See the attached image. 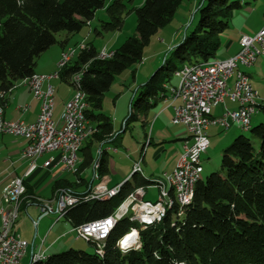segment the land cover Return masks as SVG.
Returning a JSON list of instances; mask_svg holds the SVG:
<instances>
[{
    "label": "trees",
    "instance_id": "trees-1",
    "mask_svg": "<svg viewBox=\"0 0 264 264\" xmlns=\"http://www.w3.org/2000/svg\"><path fill=\"white\" fill-rule=\"evenodd\" d=\"M182 1L144 0L135 10L136 36L126 38L110 59L100 60L96 48L89 44L59 72L64 82L80 74L79 89L85 93L88 103L85 114L95 129L91 140L104 143L113 136L110 119L94 111L101 110L102 98L115 76L142 61L144 48L169 22ZM105 2L0 0V107L3 108L5 95L17 82L34 76L37 59L57 43V34L80 32L96 12L104 8ZM239 8L240 0H204L199 8L198 25L175 47V59L164 61L140 89V98L134 106L144 117L143 125L147 123L150 109L163 100L162 95L169 87H175L170 82L176 71L185 65L216 58L220 35L228 29L231 13ZM123 9L124 6L117 2L108 6L112 22L102 26L104 30L121 27ZM258 109V115H264V99ZM134 119L131 110L125 124ZM243 130L247 131H242L224 149L220 172L201 177L191 201L183 208L175 204L170 206L159 224L142 229L124 217L116 222L102 245L87 239L96 249L94 254L69 249L34 264H264V122L251 124ZM246 132L251 134L249 138ZM104 155L105 152L98 170L100 181L108 175ZM154 183L135 172L108 200L85 201L86 193H79L65 219L77 227L105 218L135 189ZM133 232L140 247L122 252V240Z\"/></svg>",
    "mask_w": 264,
    "mask_h": 264
},
{
    "label": "rangeland",
    "instance_id": "rangeland-1",
    "mask_svg": "<svg viewBox=\"0 0 264 264\" xmlns=\"http://www.w3.org/2000/svg\"><path fill=\"white\" fill-rule=\"evenodd\" d=\"M240 1L241 8L231 13L228 29L220 35V47L216 52L217 59L227 53L228 50L225 47L226 41L239 43L242 35L253 37L257 31L264 26V0ZM106 2L107 4L104 10L97 11L95 17L87 23V27L83 29L84 32L89 28H91L92 31H89L91 32L90 36L86 35L85 39L80 44L85 45L86 43H92L94 48L99 52L104 50L107 53H114V51L124 43L126 38L136 36L135 10L143 4L144 0H106ZM114 2L124 6L121 27L118 30H104L102 26L112 22L107 8ZM203 2L204 0H183L169 22L160 28L150 39V43L143 50L142 61L132 65L120 75L115 76L112 85L102 98L101 110L97 112L94 111L96 115L99 113L104 114L110 119L114 126L113 136L109 138L110 140H105L109 143L102 145L100 150L103 153L106 147H109L104 155L108 162L109 178L105 176L104 179L101 180V182L108 184L110 179L109 188L120 184L121 181H124L129 178L132 173H135L131 171L133 169L132 167H134V169L136 167L133 166L134 162L136 165L140 166L137 168L143 170L147 180L155 182L158 181V179H162L164 172L171 170L174 162H177L180 158L182 145H180V142H177V140L189 136L186 129L182 125H175L172 123L170 111H164V105L162 104H158L150 109L148 121L146 125H143L144 117L135 109L134 103L140 98V89L142 85H144V83L163 65L164 61L175 59V47L182 42L185 35L190 34L196 29L200 19L199 8L203 5ZM62 33L63 32L58 33L57 37ZM85 46L87 47V45ZM75 47L76 46L71 47V49H75ZM256 61L257 63L255 62L256 64L254 63L255 65L250 68L238 65L237 69L240 71H243L244 68L245 70L250 69L249 71L253 79L252 85L258 89L261 94H264V52L258 56ZM68 79L70 82L71 77ZM231 80L233 83L234 78ZM57 81L60 85L58 86L59 88L56 89V101H67L66 99L69 97L70 93L73 92L74 94V90L71 88V84L69 85L63 82L60 78H58ZM171 81L175 84L177 80L172 78ZM229 82L230 80L228 81V87H231L232 83ZM176 85L177 84H175V86ZM261 99H264V95H261V97L259 96L257 101L259 102ZM131 105L133 107H131ZM131 110L136 119L130 120L126 125L125 120L130 115ZM155 115H157V117L153 120ZM260 122H264L263 114H260L257 120L254 118L251 124L255 125ZM234 124L235 123L230 124V129L228 131L221 127L217 130L211 127L209 133L210 148L201 156L203 178H206L211 173L220 172L223 151L231 145L235 138L229 140L226 144H221L220 139H223L227 132L230 133L237 129L239 125L237 126V124H235V126ZM217 131L219 132L217 133ZM242 131L245 132L247 130L242 129ZM245 135L248 138L251 136V134L247 132ZM148 139L149 143H151L144 149V145L147 143ZM99 146L100 144L97 141H92L89 145L86 143L83 144V148L88 147L93 160H95L91 166H93V168L97 166L98 170L100 167V158H98ZM143 150L147 152L144 153ZM78 155L79 157L83 155L82 150H80ZM144 157L145 163L141 160V158L143 159ZM79 172L81 173V170H79ZM91 172V169H88L83 176L88 182L92 179ZM79 175L76 174V181L79 179ZM97 177L99 178L98 173ZM152 177L156 178V180H153ZM131 181H133V177H131L130 182ZM79 183H81L80 180ZM93 183L95 184L96 181ZM154 186L155 184L150 187ZM89 191H87L86 194H88ZM158 194L159 191L157 188H149L145 199L154 203L158 198ZM34 197L39 199L36 196ZM54 215L57 216V214ZM19 223L20 220L18 224ZM20 227L23 232L22 235L27 236L26 238L28 240L32 238L31 236H34L35 229L30 219L25 222V225L21 224ZM58 230L60 233H66L60 242L61 245L74 243V246H65L64 250L59 253L69 249L89 251L91 254L95 253V247L89 244L87 239L79 238L76 233L68 234L69 226L61 224V226H58ZM56 234L57 229L53 231L52 235L55 237ZM29 260L30 256L27 255L22 260L21 264H29Z\"/></svg>",
    "mask_w": 264,
    "mask_h": 264
},
{
    "label": "built area",
    "instance_id": "built-area-1",
    "mask_svg": "<svg viewBox=\"0 0 264 264\" xmlns=\"http://www.w3.org/2000/svg\"><path fill=\"white\" fill-rule=\"evenodd\" d=\"M84 44L75 47L71 54L60 56L56 65L64 63L71 56H78L81 51L86 49ZM259 52H264V26L257 31L253 37L242 35L239 40V51L226 59H212L206 63V70H198V63L185 65L180 74H176L179 92L177 99L164 101L172 105L173 116L172 123L182 125L188 137L182 143V153L178 160L189 157L190 153L208 151L210 142L207 135V129L210 126H219L225 130L228 125L234 122H241V131L243 128H250L251 120L259 114V109H255V100L259 98V93L253 89L246 75H241L240 86L236 91H229L228 79L231 76V65L253 66L255 58ZM111 52L104 51L101 58L110 59ZM60 75L56 71L51 75L37 76L30 85H27L32 96L40 101L39 114L32 126H27V131H20L21 121H6L0 117V135H11L25 139L28 143L23 151V157L30 161L28 174L35 169V160L45 153H57L58 159L56 165L60 171L72 175V169L75 161L79 160V146H72L74 137H83L87 134L88 122L81 116V102H84V95L74 92V101L67 102L61 112V116L53 119L52 102L54 101L53 88L48 86L45 90L42 85L46 80L58 79ZM69 81V79H68ZM225 99L236 103L238 108L230 111L225 109L223 115L219 117L212 116V110L223 104ZM175 101H179L175 104ZM238 109H245L246 120L238 119ZM1 110L3 108L1 107ZM149 144V139L146 145ZM62 158H69V165H62ZM133 166H137L136 163ZM140 167V166H138ZM199 167H202V161L199 160ZM186 172L196 173L195 168H189ZM182 173L176 170V165L171 173H164V176H172L175 181H182ZM163 178L158 179V186H163ZM201 177L197 176V182ZM94 193H106V184L92 175ZM80 184L77 179V183ZM21 185H25L23 178H15L4 190L0 198V264H21L26 256L29 243L17 236L13 239L12 246H5L4 227L7 221H12L14 196L21 192ZM156 187L137 188L131 194L128 202H124L122 213L120 215L110 214L109 216L84 223L74 227L73 231L79 238L90 239V242L102 245L105 241V230H108L112 221H120L126 215H147L152 219V226L159 224V215L161 207L166 206L165 198H157L153 203L146 200L147 190ZM182 203L189 202L187 198L179 195ZM79 198V193L72 189H67L61 193L60 199L49 200V204L37 205L40 216H48L49 211H55L57 207L67 204L68 201ZM183 215V212H182ZM61 219H56L59 221ZM130 250L133 248L130 247ZM127 252V251H126ZM42 252H31L30 259L40 256Z\"/></svg>",
    "mask_w": 264,
    "mask_h": 264
},
{
    "label": "crops",
    "instance_id": "crops-1",
    "mask_svg": "<svg viewBox=\"0 0 264 264\" xmlns=\"http://www.w3.org/2000/svg\"><path fill=\"white\" fill-rule=\"evenodd\" d=\"M106 4H107V2H105V5ZM104 8H105V6H104ZM104 8H103V10H104ZM85 27H87V26H85ZM83 29L80 32L74 33V34H68L66 32H63L62 34H60V36L57 37V43L55 45H53L52 47H50L47 51H45L37 59L34 75L42 76V75L53 74L57 69L56 65H57L62 53L64 51L70 49L71 47H74V46H77L78 44H80L85 39L86 35L90 36L91 32H89V31H92V29L89 28L85 32ZM89 44L93 45L92 43H86L85 45H89ZM225 47L227 48L228 51L226 54L222 55L221 58H219V60L229 58V57L235 55L239 51V43H236V42L233 43L232 41H226ZM97 52H99V51H97ZM256 63H257V61H256ZM249 70H247V69L245 70V68H244L243 71L245 72V74H247L249 76V81L252 85L253 79L251 77ZM174 79H176V78H174ZM65 83L69 84L68 82H65ZM176 83H177V81H176ZM229 83H232V80H230ZM170 84L175 85L173 83V81H171ZM27 85H28L27 80L19 81L14 85L12 90L5 95V99L3 102V115H4V119L6 121H22L25 123H32L36 120V118L39 114L40 101L35 99L32 96ZM59 85H60V83H58L57 79L46 80L42 85V89H44V90L48 86H52V88H53V92H54L53 93V96H54L53 119H55V120H57L61 116V112L64 108V105L67 103L68 100H70L72 98L71 96L73 94V92L70 93L69 97L66 99L67 101L60 100L59 102H57L56 101V89L59 88L58 87ZM252 87L254 90H256L259 93L260 97H261V95L262 96L264 95V94H261L259 92V90L256 89L253 85H252ZM71 88L73 89L72 86H71ZM166 94H167V92H166ZM164 101H166V100H159L155 104V106H157L158 104L164 105V111H170L171 120H172V116H173L172 105H170L169 103H165ZM178 103H179V101H175L174 105L178 104ZM237 108H238V105L236 103L231 102L229 99H225L223 104L215 107L212 110V116L213 117H219V116L223 115L225 109L233 111V110H236ZM156 117H157V115H155L153 117V120H155ZM258 117H259V115H256L254 118H256V120H257ZM252 122H253V120H252ZM89 123L91 124L90 121H89ZM211 127H214L216 130L218 128H220L218 126H210L207 129L208 138H209V133H210ZM239 128H241V126H238L236 130H234L230 133L227 132L225 137L223 139H220L221 144H224V143L226 144L227 142H229V140H232L235 137L241 135L242 131ZM229 129H230V127L227 129V131ZM113 131H114V126H113ZM218 132L219 131H217V133ZM185 139L186 138H183V139L180 138L177 140V142H180V145H182V143ZM92 141L93 140H91V138H90L89 140L85 141L84 143L89 145L90 143H92ZM151 141H152V139H151ZM209 142H210V139H209ZM27 143L28 142L25 139L20 138V137H14V136L5 135V134L0 135V198H1V195L4 192V190L6 189V187L15 178H23L27 193L29 195H32V196L34 195V196L38 197L39 199H41V202H43L44 204H49V200H54V194H55L56 190L59 188L58 186H68L74 192L83 194V193H86L87 191H89L91 189V187L93 188V186L97 183L96 182L94 184L93 183L94 181H92V179L88 182L87 179H84V177H83L88 169H91L92 175L94 174L93 166H91V165L95 161V160H93V157L90 153L89 148L88 147L83 148L84 143L81 146V150H82L83 155L79 157L80 161L78 164V165H80L79 167L81 170L80 175L78 174L79 175L78 180L81 181L80 184H75V181H76L75 176L76 175H71L69 173H65V172L60 171L59 167L56 165V162L58 159L57 153L42 154L39 158H37L35 160V169L31 173L28 174L27 172L30 168V161L23 157V151H24ZM106 143H109V142L99 143L100 146L98 148V151H100L101 146L105 145ZM147 146L148 145L145 144L144 149H146ZM108 148L109 147L107 146L105 151H103V152H105V154H106ZM209 148H210V145H209ZM209 148H208V150H209ZM146 152L147 151L145 150L144 153H146ZM181 153H182V147H181ZM141 160L143 163H145V157L143 159L141 158ZM177 162H174V165L171 168V170L165 171L164 173H171L174 170L175 164H177ZM134 164H135V162H134ZM132 168L134 169V167H132ZM133 169L131 171H133ZM139 173H142L143 178H145V176H144L145 174L141 168H140ZM129 175H127V176H129ZM105 176L108 177V175H105ZM133 178H134V176H133ZM127 179H125L124 181H126ZM153 180H156V178H153ZM124 181H121L120 184H122ZM110 182L111 181L109 179L108 185L110 184ZM76 183H77V181H76ZM35 204H33V202L29 199H25L21 203L20 215H19V218L16 221L15 226H14V232L16 234H18L22 239L26 240L29 243V247L27 249L26 256L27 255L30 256L32 251L37 252L40 250V252H42V254L46 258L50 255L59 253L60 251L64 250L65 246H74V243H70L69 245L68 244L67 245H64V244L61 245L60 244L62 238L65 236L66 233L65 232L60 233L58 230V226H61V224L69 226L68 234L75 233L73 231L74 227L68 221H66L65 218H63L59 221H56L57 216L54 215L55 211H52V213L49 214L48 216L41 218L39 209L37 208V206ZM28 219H30L32 221L34 229H35L34 236H31L32 238L29 237L30 238L29 240L26 238L27 236L22 235L23 232L21 231V227H20L21 224L25 225V222L28 221ZM19 220H20V223L18 224ZM55 229H57V234L54 237V235H52V234H53V231ZM89 244H91V243H89ZM87 252H89V251H87Z\"/></svg>",
    "mask_w": 264,
    "mask_h": 264
},
{
    "label": "bare ground",
    "instance_id": "bare-ground-1",
    "mask_svg": "<svg viewBox=\"0 0 264 264\" xmlns=\"http://www.w3.org/2000/svg\"><path fill=\"white\" fill-rule=\"evenodd\" d=\"M73 51H74V49L70 48V49L64 51L61 56L71 54ZM103 52H104V50H102L101 52L98 53V58L100 60H106V58H101V55ZM261 53L262 52H259L258 56L261 55ZM112 56H113V53H111V57ZM258 56L255 58L254 63L256 62ZM75 57L76 56H71L64 63L57 66L58 67L57 74H59V72H61L66 66H68L74 60ZM254 63H253V65H254ZM238 65L239 64H232L231 65V76L228 79V81L231 80L232 78H234V81L232 83V86L228 87L229 91H236L238 89V87L240 86L241 75H246V80H249V76L247 74H245L242 71L237 69ZM242 67H247V66H242ZM182 70H183V68L176 71L175 75L180 74L182 72ZM198 70H206V63H199L198 64ZM37 76H39V75H34L30 79H28L27 80L28 85H30L33 82V80L36 79ZM80 78H81L80 74L73 75L71 77L70 83L74 89V92H78L79 95H84V102H81V116H82V119L84 121L88 122L89 131H93V132H88L87 134H83V137H74L72 139V146H79V152L81 150V146L84 143V141L89 139L92 136V133H94V129H93L92 125L89 123V120L87 119L86 114H85L86 110L88 109V103L86 102L85 93L82 92L81 89H79ZM177 92H179V84H177L175 87H169L167 94L162 95V98H163V100H166V101L176 100L177 99ZM257 99L255 100V109H258V106L261 104V101H262L261 100L258 102ZM72 101H74V94L68 102H72ZM53 106H54V103L52 102V112H53ZM0 117H3V110H1V107H0ZM238 119L239 120H246L245 109H238ZM234 123L241 126V122H234ZM27 126H32V123H25L24 122V124H20V131H27ZM229 127H230V124L228 125V128ZM244 129H246V128H244ZM203 154H205V153L194 152V153H190L189 157L178 160V162L176 164V170L178 172H185V173H182V181H175V183H174L172 176H164L163 186H158V181H155L154 187H156L159 191L158 198H165V202H166V206L161 207V215H159V223L165 217L167 209L170 206L175 204V205L183 208L191 201V199L194 195L195 186L198 183L197 182V176L202 177L203 168L199 167V160L201 159V156ZM101 155H102V151H99L98 152V158H100ZM78 164H79V161L74 162V166L72 169V175H76V174L80 173L79 172V170H80L79 166L80 165H78ZM62 165H69V158H62ZM137 167H138V165L135 167L133 172H139L140 171V169ZM195 167H196V173L186 172L187 169L195 168ZM97 170H98V167L94 166V168H93L94 174L93 175H97V173H98ZM120 187H121V184H118L112 188H109L108 184H106V193H95L93 195H91V193H94V188H91L89 193L86 194L83 199L85 201H88V200H98V201L108 200V199L114 197L118 193V191L120 190ZM67 189H69V188H63V187L58 188L54 194V200L60 199L61 193ZM179 195L183 196V198L189 199L190 201L182 203V198ZM130 197H131V195L124 202H128ZM25 199H29L33 203H36L38 205H44V203L41 202L40 199H37L34 196L29 195L27 193L25 185H21V192H17L14 196V204H13L14 213H13L12 221H7V223L5 224V227H4L5 246H12L13 245V239H16V237L19 236L18 234H16L14 232V226H15V223L18 220L19 215H20L21 203ZM124 202L122 203V205H120V207H118L113 212V215H120L122 213ZM74 204H75V199L68 201L67 204H63L61 207H57L55 210V214H57V219L65 218V215H66L68 208H70ZM51 213H52V211H49L48 215ZM126 217H128L131 222L137 223L139 226L142 227V229H146L147 227L152 226V219H148L147 215H126ZM116 222L117 221H112L110 223L108 230H105V238L113 230ZM130 247L133 248V250L138 249L140 247L139 239L134 232L130 233L124 237L120 249L122 252H126V251L130 250ZM44 259H45V256L43 254H40V256H38L36 258L30 259L29 264H34L35 262L40 261V260H44Z\"/></svg>",
    "mask_w": 264,
    "mask_h": 264
}]
</instances>
